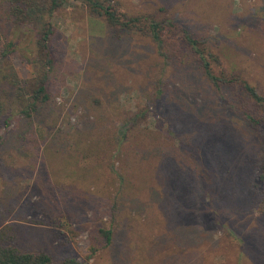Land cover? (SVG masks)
Instances as JSON below:
<instances>
[{
  "label": "rangeland",
  "instance_id": "obj_1",
  "mask_svg": "<svg viewBox=\"0 0 264 264\" xmlns=\"http://www.w3.org/2000/svg\"><path fill=\"white\" fill-rule=\"evenodd\" d=\"M102 1L132 14L167 7L222 59L226 75L264 94V0ZM52 21V96L27 131L23 101L2 75L11 66L35 78V35L0 11L3 233L55 264H264V217L251 206L259 138L192 45L168 33L165 59L148 37L116 38L85 0H68ZM137 114L116 153L83 155L107 133L122 136ZM100 229L112 231L110 244Z\"/></svg>",
  "mask_w": 264,
  "mask_h": 264
},
{
  "label": "trees",
  "instance_id": "obj_2",
  "mask_svg": "<svg viewBox=\"0 0 264 264\" xmlns=\"http://www.w3.org/2000/svg\"><path fill=\"white\" fill-rule=\"evenodd\" d=\"M68 0H0V11L10 20L11 23L18 26H29L35 35V44L37 55L30 59L37 66V75L34 79H21L17 76L14 69L10 66L8 73L2 75V79L7 81L15 88L14 99L20 105V99L23 101L20 114L30 121V127L27 131L37 128L34 123L35 113L51 99L52 85L50 75L56 64V56L52 50L54 37L57 29L53 24L52 17L54 13L62 8ZM91 14L96 17H104L106 23L112 29L116 38L121 39L126 33H134L143 37H148L155 44L158 55L168 59L170 56V45L168 44V33L175 32L181 35L183 40L189 43L192 50L198 54L199 66L204 69L206 77L211 84L219 91L227 87L233 97V106L243 113L250 122L252 129L259 138L260 156L257 159L255 172L251 180L253 200L251 206L259 211L264 217V94L260 93L257 87L252 85L247 79L241 77H230L223 66L222 59L206 48V43L191 35L189 29L172 19L168 14V8L163 7L155 11L141 12L132 14L121 8L120 5L106 4L102 0H85ZM201 46V48H200ZM7 52L4 51V55ZM195 55V54H194ZM182 57V55H178ZM213 62L219 67L213 68ZM212 63V65H211ZM167 64L166 62L164 65ZM164 67V66H163ZM165 68V67H164ZM225 71V72H224ZM223 97V95H221ZM55 112V108L52 109ZM140 115L127 118L125 122V132L119 136L117 132L107 133L99 138L84 156H90L97 153L100 148H104L109 153L119 150L120 145L126 139L129 130L137 123ZM12 122L8 118L6 125ZM76 155H69V161H76ZM111 170L115 171V164L111 165ZM121 180L120 193L124 191L126 178L124 174H119ZM7 212L0 203V264H55L52 255L43 251H34L24 248L18 238L7 237L4 233ZM100 234L105 238L107 244L111 243L112 231L100 229ZM63 264H83L75 258H66Z\"/></svg>",
  "mask_w": 264,
  "mask_h": 264
}]
</instances>
